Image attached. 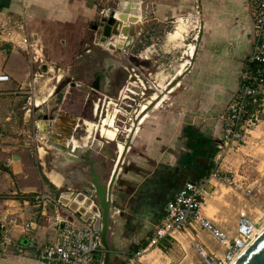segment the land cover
I'll list each match as a JSON object with an SVG mask.
<instances>
[{
    "label": "crops",
    "instance_id": "obj_1",
    "mask_svg": "<svg viewBox=\"0 0 264 264\" xmlns=\"http://www.w3.org/2000/svg\"><path fill=\"white\" fill-rule=\"evenodd\" d=\"M95 2V0H0V66L2 65L0 73L9 74L11 77L10 82L0 83V88L10 89V94L17 88L29 87V85L33 88V85L44 77L42 71L49 68L47 72L49 73L51 69V65L49 67L46 65L48 61L45 56L47 59L51 58L50 62L56 65L63 63L64 61L61 60L65 58L57 55L62 53L63 49H67V46H75L76 40L81 39L87 22L89 24V21L95 17L97 8ZM152 3L154 4L153 20L162 23L174 19L175 31L168 34V41L174 42L176 46H179L180 40L197 28L198 18L195 14L197 12L191 13L188 18H182L183 13L198 8L202 14L203 50L198 52L196 44L192 46L194 54L191 55L190 52V59L179 65L167 82L164 83L165 76L157 75L156 79L160 80L159 83L154 80L156 84L152 85L156 92L150 99L157 92H160L165 99L150 110L146 109L147 103H145L146 105H141L140 110L133 111L132 117L136 119L134 131L121 145L114 141L94 145L97 131L96 129L92 131L89 127V123L93 124L92 120L75 116L74 119H70L69 116L72 114L67 112L65 102L53 124L56 125L60 120H69L75 125L71 128L72 136L58 135L61 139L55 141L63 144L67 139L74 143V148H86L80 152L82 158L81 156L77 158L82 163L74 167L70 174L66 173L65 166L59 168L57 161L54 162L53 169H44L46 178L59 193L41 192L51 193L58 199L64 194L66 203H70L72 193H79L84 185H91L93 172L100 176L102 183L109 184L113 179V201L108 232L111 248L110 264H129L134 255L132 247L148 241L175 194L188 181L199 179L206 171L205 166L212 157V150L222 129L217 122V115L233 97L231 95L229 99L227 98L226 83L232 79L234 81L237 72L234 71L235 69L241 68L243 72L245 60L254 44V19L248 0H154ZM179 20H182V23L185 21L184 26L187 27L182 28L180 37L171 38V34L177 31ZM9 35L15 38L8 41ZM21 37H26V42L31 40V46L35 51L34 58L30 56L32 52H27L29 46L26 45L25 48L24 45L22 47L17 45V43L21 44L19 40ZM196 37H199V34ZM47 47L49 53L45 51ZM45 52L48 54L45 55ZM54 54L56 57L53 56ZM40 62L46 64L41 63L42 67ZM17 67L23 69L21 77L23 75L25 80L22 83L18 82L15 75ZM54 69L52 67V70ZM105 78L101 92L105 99H112L113 79L110 76ZM240 78L237 74L235 92L240 88ZM56 79L58 84L62 80L58 77ZM173 80L176 82L164 95L162 89L173 83ZM140 82L142 86H146L142 78ZM129 88L125 90L132 93ZM33 89L35 93L30 97L28 109L30 117L33 109L35 112L38 111L37 107H43L54 94L50 91L47 96L39 98L42 104L38 105L40 102L37 99L38 95L42 94L44 89L43 86L38 91L36 86ZM141 92L143 93L142 89ZM33 97H36L34 103ZM127 98L128 95L125 94L124 99ZM98 99L103 101L102 98ZM221 100L226 103L220 108ZM92 110V116L96 117L94 107ZM127 116L129 119V114ZM38 121L35 122L37 130L40 123ZM39 126L41 133L43 132L41 128L48 129L47 122H42ZM51 126L50 132L55 134L56 128ZM82 126L87 133L81 137H77L78 134L73 135L78 133V129ZM64 131L69 130L65 128ZM36 140L43 145L41 141ZM108 144L114 145V149H110ZM49 146L40 147L39 152L42 157L51 150L48 149ZM125 147L121 169L115 174L118 160ZM41 149H45L43 154ZM5 179L6 177L0 176V191L9 186V181ZM28 190L26 188V192ZM10 202L7 203L9 209L5 216L3 215V222L9 215L20 211L10 210L13 201L11 204ZM14 202L16 205H22V202L19 203L17 200ZM24 204L27 208L26 213L22 212L24 224L13 227L5 223L1 224L7 227L11 241L17 243L20 240L22 244L26 243V250L13 252L10 246H0V264H55L41 260L38 257L37 247L57 238L59 233L57 218L67 220L73 217L80 219V217L64 206L63 208L53 204L38 206L29 201H24ZM204 213L206 214L205 208ZM25 225L30 227L25 230ZM202 238L204 239V236ZM205 242L207 244V241ZM32 244L37 247H30ZM210 249L219 254L223 253L222 248ZM153 251L156 250L147 252L142 258L145 264H152ZM100 257L101 254L99 260L103 261V257Z\"/></svg>",
    "mask_w": 264,
    "mask_h": 264
},
{
    "label": "rangeland",
    "instance_id": "obj_2",
    "mask_svg": "<svg viewBox=\"0 0 264 264\" xmlns=\"http://www.w3.org/2000/svg\"><path fill=\"white\" fill-rule=\"evenodd\" d=\"M95 1L97 4L95 17H93V20L89 21V24L86 21L87 25L84 30L85 33H83L81 39L76 40L77 42L74 43L75 46H67V49L69 50L63 49V52L57 55V57L65 58L61 60L64 61L63 63L56 65L50 62L52 60L51 58L48 57L49 59H47V56H45L48 63L40 62V65L41 63L42 65H48V67L51 65V69L49 73H47L49 68H43L44 70L42 73L44 77L40 78V83H36L33 87L36 86V91H38L43 86V93L39 94V97L37 98L39 99L47 96L50 91L53 93H55L57 89V91H60L64 85L69 83V81L80 83L81 78L94 69H103L106 58H112L111 61L115 60L119 62L117 68L110 67L111 69H109L110 78L113 79L111 87L112 99H105V97L99 95L97 91L90 89L79 91L78 89H81L80 87L73 89H70L69 87L74 95L71 96L74 98L67 101L65 100V107L67 112L72 114L69 116L70 119H74V116L79 117L80 119L93 121H98L99 119L102 120L103 118V123L100 121H91L93 124L89 123V127L92 131L93 129H96L97 131L95 138H97L98 142H104V144H106L105 141H114L121 145L122 142L126 140V137L127 139L131 137V134L134 131L136 119L132 117V113L136 109H141V106H138L139 103L141 102V105H146L145 103H147L146 109L150 110L153 106H157V103H161L164 99L160 92H157V94L150 99V97L156 92L152 85L156 84L154 80L157 81V83H159L160 80L156 79L157 75L162 74V76H165L164 83L167 82L172 75L175 74L178 66L190 59V52L191 55L194 54V48H192V46L196 44L198 52L203 50L204 38L202 39L203 33H201L203 31L201 19L202 14L197 7V9H189L183 13L182 18H188L191 13H194L195 11L197 12L195 13L198 18V22L196 23L197 28L191 31L183 40H180L181 44L176 46L174 42L168 41V34L175 31L174 19L158 23L153 20L154 4L152 2L154 0H139L143 16L139 22L134 24L130 23L132 26L128 32V37L126 38L122 49L119 50L118 48L113 49L109 43L102 42L100 35L97 31H93L90 23H97L100 21L101 17L104 15V11H119L122 0ZM248 1L252 8L251 13L253 17L254 7L252 6L251 0ZM128 13L130 14V12ZM137 16H139V14ZM184 23L185 21L183 23L182 20L178 21L175 38L180 37L183 27H187L184 26ZM120 28L121 25L119 24V26H117L118 32L120 31ZM132 32H134V34H132ZM197 34H199V37H196ZM114 37L117 38V41L113 46H117V42H119V34L114 35L113 38ZM12 38L15 37L10 35L7 36L8 41ZM19 40L21 44L17 43V45L20 47L24 45L25 48L26 45L29 46L27 52H32L30 56L34 58L35 51L31 46V40L26 42V37H21ZM58 43H60V41ZM110 49H112V51H108ZM45 51L49 53L48 47ZM46 52L44 53L45 55L48 54ZM252 53L253 47L247 57H251ZM53 56L56 57L55 54ZM37 57L39 56L37 55ZM45 59L43 58V60ZM52 67L55 69L52 70ZM0 69H2V65L0 66ZM234 71H237L234 75V81L232 79L226 83V89L228 90L226 96L228 99L231 95H233V97L217 115V122L222 127L217 139V145L221 144L224 139L225 141L228 139V143L221 149L217 147L219 151L216 155L212 156V161L214 163L212 171H217L219 176L225 179V184L220 180L213 181V184L209 187L210 192L213 194L204 206L206 214L214 219L222 228L229 231L232 236L236 233L239 215L243 210L249 215L260 231L264 229V100L261 106L257 108L254 114L249 118L251 121L245 123L242 135L240 137L229 136V138H227L228 132L226 130V120L228 117V111L238 92H235L237 85V82L235 81L237 79V74L240 75L241 80L244 79L245 75L241 71V68L235 69ZM15 72L18 82L22 83L23 80H25V78L23 79V75L21 77V72H23L22 67H17ZM56 76L59 79H62L59 84L56 81ZM140 78L144 80V85L146 86H142ZM172 82L173 83L165 86L166 88L162 89L164 95L168 92L167 89L172 87L176 80H173ZM127 87H130V90L138 92L139 94L136 95L127 92L125 90ZM141 89L143 93L141 92ZM261 89L264 91V85L261 86ZM16 90H19V88ZM0 91H2V95L0 96V176L2 178L6 177L5 180L9 181V186L0 191V223H5L9 227H13L15 225L10 224V221L13 219L16 220L17 225H20L21 223L24 224L22 212L26 213L27 209L24 204L25 197L32 195V192L48 191L54 194H58L59 192L56 191V188L50 183L48 178H46L44 172L45 168L53 169L55 167L54 151L52 150V147L49 146L48 149L51 150H48L45 156L42 157L39 149L42 146L48 147V140H42L41 142L43 145H40L36 140L38 139V134L44 138V135H41L42 133L39 126L42 122L38 121L40 122L38 124L39 130H37L35 126V122L38 120L37 113H39V110L44 106L41 108L37 107L36 110L38 111L36 112L33 109L30 117V111H28L30 107L29 97L33 95L19 92L16 94L12 92L10 94L9 92L11 90L8 88H0ZM89 93H91V95L87 99L86 97ZM125 94L132 99H124ZM53 95L45 105L53 103L51 102ZM35 98L36 97L32 98L33 103ZM98 98H102L103 101ZM145 98L147 99L146 101L144 100ZM109 102H111V104ZM96 103L99 106L102 105L101 112L104 109L106 110L104 115L102 113L99 114L97 111L96 117L92 116V108L95 107ZM225 103V101L221 100L219 102L220 108ZM41 104L42 100L38 102V105ZM31 108H33V105ZM107 113L109 114V117H107ZM127 114L130 116L129 119ZM55 122L56 121H54V124ZM47 124V133L51 136L52 133L50 132L49 123L47 122ZM54 124L53 126H55L56 129L55 134L53 133L52 136H72L71 128L75 123L72 125V122L69 120H60L56 125ZM65 128L69 131H64ZM84 129L85 127H80L78 133H74L73 135L78 134L77 137L84 136L87 133ZM100 130L101 132L98 133ZM112 133H114V136H109L110 134L112 135ZM59 139L61 138L59 137ZM63 142L66 143L67 139ZM108 147L114 149V145L108 144ZM41 152L43 154L45 149H41ZM73 159L72 162L65 165L67 174H70L74 167L82 163V161L77 160L75 157H73ZM75 159L77 161H75ZM206 167L207 165L205 168ZM26 188L29 189L27 192ZM14 200H17L19 203L22 202V205H16V203L13 202V206H10V210L19 209L20 211L13 215H9L7 220L3 222V215L6 214V211L9 209L7 203ZM10 235L11 234L8 233L7 230L4 232L2 239L0 240V246H10V249L13 250V252H20V245L23 242L21 243L20 240L17 243L11 241L10 244H7L8 239L11 237ZM202 236H204V240L207 241L210 248L221 250L220 245L209 234L203 232ZM177 238L178 241L174 242L168 252L162 253L159 249H154L156 251H153L154 253L152 255L151 263L204 264L201 257L191 247L189 238L186 235L182 234Z\"/></svg>",
    "mask_w": 264,
    "mask_h": 264
},
{
    "label": "built area",
    "instance_id": "obj_3",
    "mask_svg": "<svg viewBox=\"0 0 264 264\" xmlns=\"http://www.w3.org/2000/svg\"><path fill=\"white\" fill-rule=\"evenodd\" d=\"M251 2L254 7L255 40L250 58L251 61L264 64V0H251ZM10 80L9 74L0 73V83H7ZM257 81L259 87L255 86ZM263 85L264 69L259 68L256 75H248V84L239 91L229 108L226 120L227 138L242 135L245 123L251 121L249 118L254 114L249 107L258 104V95ZM33 88L30 85L21 87L14 94L19 92L34 95ZM47 139L48 137L44 139L38 135L39 141ZM227 143L228 139L226 141L224 139L218 147L221 149ZM217 180L225 184V179L221 178L217 171H212L209 177L200 181H188L168 203L163 218L148 238V244L133 255L129 264H145L142 258L154 249H159L162 253L168 252L174 242L178 241L177 237L182 234L189 238L191 247L204 264H232L237 259L234 258L256 238L254 234L258 228L243 210L239 215L236 233L232 236L229 231L204 213V206L213 194L209 187ZM24 201L38 206L53 204L63 208L59 199L47 192L33 193L25 197ZM57 221L59 233L55 240L39 247L34 244L30 246L37 247L38 257L41 260L55 264H102L99 260L103 250L100 234L93 228L91 222H84L81 218L75 217L67 220L57 218ZM10 224L17 225L16 220H11ZM29 227L30 225H25L24 229ZM203 232L208 233L220 245L223 253L219 254L209 248L201 236ZM10 243L9 238L7 244ZM20 250H26V243L20 245Z\"/></svg>",
    "mask_w": 264,
    "mask_h": 264
},
{
    "label": "water",
    "instance_id": "obj_4",
    "mask_svg": "<svg viewBox=\"0 0 264 264\" xmlns=\"http://www.w3.org/2000/svg\"><path fill=\"white\" fill-rule=\"evenodd\" d=\"M138 3L139 0H132V2ZM124 0L121 1L119 11L111 12L110 10L104 11V15L101 17L100 21L95 23L94 29L98 32L102 41H106L114 35V28L118 23L117 13H122L123 16L129 14L128 12L132 11V6L124 9L123 5ZM130 23L134 24V21L137 22V19H131ZM131 25V24H130ZM130 25L128 27V32L130 30ZM132 26V25H131ZM134 34V32H132ZM120 48L119 50H121ZM72 86H78L82 89L80 83H72ZM65 91H62L58 98H56V105H60L64 98ZM57 110L48 113V109L44 106L39 113H37L38 120H50L53 119ZM57 148H60L64 152L73 153L75 158H79L81 154L79 152H73L72 147L57 145L53 142H50ZM117 174V172H115ZM93 180L91 185H84L82 190L79 193H72V200L76 201L79 197H86L92 205V208L89 209H76L72 206V203H66L64 201L63 195L59 197V201L64 207H67L70 211L77 214L81 220L84 222H91L93 228L100 234L101 245L104 250V256L102 264H110L111 261V248L108 241V232L110 224V215H111V204L113 201V179L109 184L102 183L101 178L96 172L92 173ZM114 178V176H113ZM6 231V227L0 223V240L2 239L3 233ZM232 264H264V229L261 233L249 244V246L237 257V259Z\"/></svg>",
    "mask_w": 264,
    "mask_h": 264
},
{
    "label": "bare ground",
    "instance_id": "obj_5",
    "mask_svg": "<svg viewBox=\"0 0 264 264\" xmlns=\"http://www.w3.org/2000/svg\"><path fill=\"white\" fill-rule=\"evenodd\" d=\"M123 7H124V9H127L128 7H131L132 6V11L130 12V14H127L126 16H123V14L122 13H117V19H118V23L116 24V26H115V28H114V35H116V34H119V47L120 48H122L123 47V45H124V43H125V41H126V38L128 37L127 36V29H128V27H129V25H130V22L132 21L131 19H134L135 18V20L137 19V22H139V20L141 19V17L143 16V13H142V11H141V9H140V5L138 4V3H135L134 1L132 2V0H124V2H123V5H122ZM139 14V16H137ZM134 23H136V21H134ZM119 24L121 25V28H120V31L118 32L117 31V26H119ZM130 27H131V25H130ZM113 37V36H112ZM170 37H172V38H175L176 37V33H173V34H171V36ZM116 41H117V38H113L112 39V41H110L109 42V45H114L115 43H116ZM102 42H107V40L106 41H102ZM165 99V98H164ZM163 99V100H164ZM162 100V101H163ZM162 101H161V103H162ZM160 104V103H159ZM158 104V105H159ZM45 106V105H44ZM50 107V103L49 104H47L46 105V109L47 108H49ZM60 107V106H59ZM51 108H53V106L51 107ZM42 109V108H41ZM40 109V110H41ZM57 111H58V109L57 108H55ZM55 109H54V111H55ZM59 110H61V109H59ZM57 116V114H55V116H54V118L53 119H50V120H45V119H42V120H39V121H41V122H48L49 123V127H52L51 125H53V122H54V120H56V117ZM103 123V122H102ZM107 124V123H106ZM135 127V126H134ZM41 130L43 131L42 132V136L44 135V139L46 138V137H48V141H47V145H50V147H52V150L54 151V155H55V161H57L58 162V167L59 168H63L66 164H68L69 162H72V160H74L73 159V157H75L74 156V154L73 153H66V152H64L63 150H61L60 148H57L56 146H54L53 144H51L50 142H53V143H55V144H57V145H64V146H68V147H72V151L73 152H81V151H83V150H85L86 148H74V143L73 142H69V141H67L66 143H63V144H61V143H58V142H56L55 140L57 139V140H60L59 139V137L57 136H49V135H47V133H45L44 131H46V130H48V129H43V128H41ZM109 136H114V133H112V135L110 134ZM91 137H92V135L90 136V139H91ZM51 138V139H50ZM99 143L100 142H98V140H97V138L95 139V143H94V145H99ZM125 150H126V147H125V149H124V151L121 153V155H120V158H119V160H118V163H117V170H116V172H118L120 169H121V162H122V160H123V155H124V153H125ZM119 154H120V152H119ZM66 197V196H65ZM72 200V199H71ZM67 200H65V202H66ZM71 202V201H70ZM72 203V206L74 207V208H76V209H82V208H85V209H89V208H92V205H91V203L89 202V200L86 198V197H79L76 201H72L71 202ZM261 233V231H260V229H257L256 230V232H255V234H254V238L255 237H257L259 234ZM146 255V254H145ZM144 255V256H145ZM239 255V254H238ZM237 255V256H238ZM237 256L234 258V260L237 258ZM233 260V261H234Z\"/></svg>",
    "mask_w": 264,
    "mask_h": 264
},
{
    "label": "flooded vegetation",
    "instance_id": "obj_6",
    "mask_svg": "<svg viewBox=\"0 0 264 264\" xmlns=\"http://www.w3.org/2000/svg\"><path fill=\"white\" fill-rule=\"evenodd\" d=\"M91 24V28L93 29V31H95V29H94V25H95V23H90ZM114 36V35H113ZM112 39H113V37H111V38H109L108 40H107V42L106 43H108L109 41H112ZM100 45V44H99ZM124 46V45H123ZM111 47L113 48V49H115V48H118V49H120V47H119V42H117V46H113L112 44H111ZM108 51H112V49H110V50H108ZM112 54V53H111ZM111 59L112 58H106L105 59V65H104V68L103 69H101V70H99V69H94L93 71H91V72H88L84 77H82L81 78V86H83L82 87V89H78L79 91H82L83 89L84 90H86V89H90V90H93V91H97L101 96H103V94H102V90H103V82L105 81V77L107 76H110V71H109V69H111L110 67H113V68H116V66H119V62H117V61H115V60H112L111 61ZM106 65H107V67H106ZM107 69H106V68ZM72 83H77L76 81H69V83L68 84H66V85H64L63 87H62V89L60 90V91H55V93H54V95H53V98L51 99V102H53L52 104H50V107L49 108H47L48 109V113L49 114H51L52 112H54V109L55 108H57L58 109V111H59V109H61V106L67 101V100H70L71 98H74L73 96V92H71V90L70 89H73V88H78V86L76 87V86H72ZM69 87H70V89H69ZM77 90V89H76ZM62 91H65V93H64V98H63V100H62V103L60 104V105H56V98H58V95L62 92ZM94 93V92H93ZM69 94V95H68ZM132 94H139L138 92H132ZM71 95H73V96H71ZM91 95V93H89V95L86 97L87 99H88V97ZM128 98H131V97H129L128 96ZM132 99V98H131ZM66 100V101H65ZM65 101V102H64ZM107 103V102H106ZM106 103H105V105H106ZM110 104H111V102H109ZM97 103L95 104V107H94V110H96V112L98 111V113L100 114V113H102L103 115H104V113H105V109L104 110H102V112H101V108H102V105H97ZM46 106V105H45ZM53 106V108H51ZM60 106V107H59ZM139 107L141 106V102L139 103V105H138ZM56 110V109H55ZM58 111H57V113L56 114H58ZM108 112H109V109H108ZM109 114L107 113V117H109L108 116ZM102 120H103V118H102ZM102 120L101 119H99L98 121H100V122H102ZM93 121V120H92ZM98 121H93V122H98Z\"/></svg>",
    "mask_w": 264,
    "mask_h": 264
},
{
    "label": "trees",
    "instance_id": "obj_7",
    "mask_svg": "<svg viewBox=\"0 0 264 264\" xmlns=\"http://www.w3.org/2000/svg\"><path fill=\"white\" fill-rule=\"evenodd\" d=\"M254 45V44H253ZM259 68H261V70L264 69V64L263 63H259V62H256V61H251V58L248 57L246 60H245V67L243 69V73L245 74L244 75V79L241 80V83H240V89L238 90L237 94H236V97L239 93V91L244 88L247 84H248V75H256L257 74V70H259ZM255 72V73H254ZM247 76V78H246ZM255 86L256 87H259V82L257 81L255 83ZM235 97V98H236ZM258 98H259V102L257 105H251L249 108H250V111L252 112H255L257 110V108H259L261 106V104L263 103V100H264V91L261 90V93L258 95ZM226 128H227V125H226ZM223 142V140H222ZM221 142V143H222ZM216 145L214 146L213 150H212V156L216 155L217 152L219 151L218 150V145H217V142L215 143ZM212 157H211V160L209 161V163L207 164V167H206V171L203 173V175L197 179V180H192V181H200L202 178L204 177H209L210 174L212 173V170H213V161H212ZM148 244V241H143L142 244H139V245H134L132 247V252L133 254H135L137 251H139L140 249H143L145 248V246ZM103 254H104V250H102V254H101V257H103ZM100 257V258H101Z\"/></svg>",
    "mask_w": 264,
    "mask_h": 264
}]
</instances>
